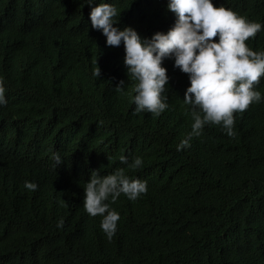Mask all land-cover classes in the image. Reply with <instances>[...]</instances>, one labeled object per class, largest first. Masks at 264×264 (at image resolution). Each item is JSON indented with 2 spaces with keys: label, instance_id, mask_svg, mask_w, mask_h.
Instances as JSON below:
<instances>
[{
  "label": "trees",
  "instance_id": "trees-1",
  "mask_svg": "<svg viewBox=\"0 0 264 264\" xmlns=\"http://www.w3.org/2000/svg\"><path fill=\"white\" fill-rule=\"evenodd\" d=\"M86 2L0 0V264H264V100L234 113V135L206 124L177 150L194 119L188 74L165 59L169 107L136 113L124 45L106 44ZM110 2L119 26L142 37L175 21L167 0ZM213 2L264 21V0ZM247 43L264 50V30ZM256 87L264 92V76ZM122 154L143 166L127 168ZM118 167L148 191L110 201L120 220L109 239L84 186L91 170Z\"/></svg>",
  "mask_w": 264,
  "mask_h": 264
},
{
  "label": "clouds",
  "instance_id": "clouds-1",
  "mask_svg": "<svg viewBox=\"0 0 264 264\" xmlns=\"http://www.w3.org/2000/svg\"><path fill=\"white\" fill-rule=\"evenodd\" d=\"M91 7L93 28L101 30L109 46L124 45V63L135 84L134 111L159 115L169 107L165 94L170 76L164 64L173 59L174 66L188 74L189 86L184 102L192 106L191 131L177 145V150L190 147L191 140L201 135L206 124L222 125L228 135H234L236 112H243L253 102L264 100V92L256 85L264 76V50L253 49L247 41L264 30V21L252 20L234 9L213 0H167V9L175 14L173 25L165 31H156L151 37H142L138 30L119 26L117 6L110 0H87ZM17 23V21L15 22ZM98 65V64H97ZM101 75V68L94 69ZM5 77L0 75V105L7 104ZM124 81L116 85L124 90ZM57 164L62 162L59 151L53 154ZM120 160L127 168L143 166L142 156L127 155ZM102 168L93 169L84 186V208L91 216H101V228L109 239L115 234L120 213L112 207L121 195L136 200L148 191V181L132 177L125 167L102 174ZM35 190V181H25ZM111 201V202H110ZM64 219L57 222L63 227Z\"/></svg>",
  "mask_w": 264,
  "mask_h": 264
}]
</instances>
